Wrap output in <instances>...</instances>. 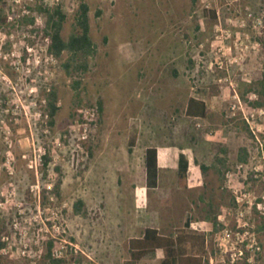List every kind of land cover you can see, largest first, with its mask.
<instances>
[{
  "label": "rangeland",
  "instance_id": "rangeland-1",
  "mask_svg": "<svg viewBox=\"0 0 264 264\" xmlns=\"http://www.w3.org/2000/svg\"><path fill=\"white\" fill-rule=\"evenodd\" d=\"M86 2L97 53L86 72L72 76L64 69L68 56L54 59L48 50L45 10L62 8L67 15L62 34L68 39L79 1L0 3V216L1 240L9 239L6 250L0 249V264H160L162 251L154 259L132 262L130 240L142 237L146 226L130 215L134 201L126 195L125 164L134 151L139 115L146 111L159 116L162 125L175 124L172 113L178 114L175 109L189 94L215 97L224 105L226 130L234 135L231 153L248 151L236 185L244 183L253 200L264 194V182L252 172L262 161L260 144L240 115L232 117L230 111L236 94L250 108H262L253 104L263 102L255 89L264 80V0ZM54 90L60 111L51 126L47 98ZM99 102L103 113L91 118L87 112L98 110ZM260 124L264 144V121ZM241 163L227 165L223 175L209 171L202 195L204 202L226 196L225 208L212 215L217 222L227 216L232 228L239 213L226 187L227 174L238 173ZM141 170L132 178H142ZM78 201L84 203L80 213ZM242 211L264 245V215L255 208ZM175 213L157 219L164 223L162 235L184 231L183 210ZM207 239L203 264L216 257L215 233ZM62 241L68 251L55 259L52 250ZM21 243L28 245L27 256Z\"/></svg>",
  "mask_w": 264,
  "mask_h": 264
},
{
  "label": "crops",
  "instance_id": "crops-1",
  "mask_svg": "<svg viewBox=\"0 0 264 264\" xmlns=\"http://www.w3.org/2000/svg\"><path fill=\"white\" fill-rule=\"evenodd\" d=\"M191 100L204 102L205 110L198 104L191 108ZM175 112L179 114L172 113V116H176L173 117L175 124L170 123L167 126L162 125V120L154 113L148 114L144 111L139 115L138 137L134 151L131 149V155L125 164L130 185L126 195L129 201H134L130 215L136 218L138 224L144 223L145 230L152 228L161 232L164 223L157 219L165 215L175 217V210L182 209V229L198 232L206 238L204 231L212 230L213 221L210 218L215 217L212 210L220 212L226 206V196L222 193L215 200L203 201L205 199L202 195H205L210 183L208 173L219 169V159L227 160V165L236 163L240 149L231 153L228 144L234 135L232 131L226 130L225 121L228 115L224 111V105L216 102L215 97L189 94ZM230 125L236 127L234 122ZM149 148L158 151L157 188L148 186L145 154ZM180 155H184L189 163L186 182L181 181L178 176ZM202 165L208 167L206 174L201 169ZM137 168L142 169L143 177L134 179L131 174ZM161 251L157 252L156 257Z\"/></svg>",
  "mask_w": 264,
  "mask_h": 264
},
{
  "label": "trees",
  "instance_id": "trees-1",
  "mask_svg": "<svg viewBox=\"0 0 264 264\" xmlns=\"http://www.w3.org/2000/svg\"><path fill=\"white\" fill-rule=\"evenodd\" d=\"M1 1L2 0H0V3ZM78 1L80 5L77 12L76 24L74 25L73 32L68 39H65L62 34L67 20V15L63 12L62 8L56 7L54 9L45 10L48 15L46 34L51 40L49 51L57 59H62L65 54L68 56V59L64 64V69L68 76H72L75 72H86L88 70L89 59L97 53L96 45L91 38L90 7L86 0ZM2 22L4 21L0 17V24H2ZM260 42L264 48V36L263 38H260ZM77 84L80 85L79 82ZM252 88L247 91H252ZM255 91H257L263 99V102H257L253 105L264 107V80L258 83ZM47 99L50 124L51 126H54L56 123V117L60 111V108L58 107V91L54 90L50 92ZM194 104H198L203 110L206 108L204 102L191 100L190 107ZM103 110V103L99 102V113L102 114ZM133 145L134 141L131 142V146ZM247 156V149L241 148L239 151V161L242 163L247 162ZM217 163L219 170L223 175V171L227 167V160L224 158L219 159ZM145 168L149 188H157L159 161L158 151L155 148L147 149L145 154ZM201 169L205 174L208 171V167L204 165L201 166ZM188 171L189 163L184 155H180L178 176L181 181H187ZM61 186L62 180L57 184V192L60 191ZM75 207L77 212L80 213L82 212L84 203L78 201ZM210 219L214 224L217 222V217ZM2 225L3 222L0 216V249L4 247V244L1 241ZM205 246V236L195 231L184 230L175 235L165 236L157 229L148 228L145 230L144 235L141 238L130 241L129 251L132 262L134 263H138L145 258H154L156 257L157 252L162 250L165 257L160 264H203L200 254L205 253ZM53 264H63V262L53 260Z\"/></svg>",
  "mask_w": 264,
  "mask_h": 264
},
{
  "label": "built area",
  "instance_id": "built-area-1",
  "mask_svg": "<svg viewBox=\"0 0 264 264\" xmlns=\"http://www.w3.org/2000/svg\"><path fill=\"white\" fill-rule=\"evenodd\" d=\"M49 43H51L50 38H48ZM50 47V44H49ZM49 50V49H48ZM50 52V51H49ZM51 54V53H50ZM54 59H57L51 54ZM232 117H237L240 115L243 121L250 128L251 133L253 134L256 141L260 144L261 148V158L262 161L252 168L253 176L256 181L264 182V144L260 134L262 133L260 124L264 121V108H250L238 94L234 96V102L230 108ZM88 116L91 118H96L98 116V110L92 109L90 112H87ZM86 116V119L89 117ZM244 164L241 163L238 166L237 172H229L227 174V183L226 187L231 191L234 197L236 206L238 207L239 218L237 219V224L230 227V224L227 223V216H221L215 224L212 225L211 231H205L206 233V242L209 243L208 236L210 232L215 233L216 238V257H209L206 259L204 264H263L264 262V245L260 241L259 234L255 231L254 228L250 226L248 221L245 222V214L242 211L243 208H247L252 211L254 208L258 212L264 215V194L260 198L252 199V192L243 183V186H237V182H240V179L236 177L241 170L244 168ZM51 189V188H49ZM16 229L19 228V224H15ZM217 229V230H216ZM60 230V228H59ZM58 230V231H59ZM8 238H3L1 241L6 246V241ZM52 241L56 246L58 245L59 239L53 237ZM22 244V243H21ZM23 245V244H22ZM1 250L4 252L6 248ZM69 244L67 242H61L60 248H54L52 250L53 257L55 259H62L67 251ZM23 256L28 254V245H23L21 248ZM218 255V256H217Z\"/></svg>",
  "mask_w": 264,
  "mask_h": 264
}]
</instances>
